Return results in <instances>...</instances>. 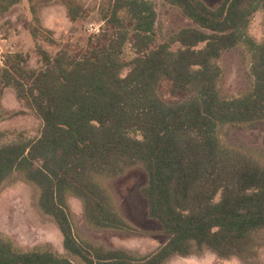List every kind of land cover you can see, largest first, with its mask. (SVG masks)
Instances as JSON below:
<instances>
[{"label": "trees", "instance_id": "1", "mask_svg": "<svg viewBox=\"0 0 264 264\" xmlns=\"http://www.w3.org/2000/svg\"><path fill=\"white\" fill-rule=\"evenodd\" d=\"M51 1L63 5L71 21L97 9L82 0H28L37 25V8ZM103 1L109 4L99 8L104 41L88 43L77 59L37 41L36 67L29 52L4 55L0 97L12 89L42 127L37 137L20 134L0 145V191L17 180L31 185L34 204L58 227L66 255L50 243L21 247L0 232V264H166L205 250L253 264L264 232V155L229 145L222 134L227 125L264 122V39L248 33L264 0H222L216 7L203 0H163L194 26L159 42L152 0ZM22 2L0 0V16ZM127 44L130 59L124 56ZM242 45L251 86L222 96L219 60ZM164 80L172 93L185 96L165 100ZM5 135L0 132V140ZM136 168L145 174L139 194L147 217L160 225L163 243L139 256L78 237L70 197L80 201L88 228L138 232L110 187Z\"/></svg>", "mask_w": 264, "mask_h": 264}, {"label": "rangeland", "instance_id": "2", "mask_svg": "<svg viewBox=\"0 0 264 264\" xmlns=\"http://www.w3.org/2000/svg\"><path fill=\"white\" fill-rule=\"evenodd\" d=\"M203 1L210 7H216L222 0ZM82 2L86 5L96 6L97 9L91 13L85 14L84 12V16L75 21L68 18L66 8L56 1L41 5L37 8L40 14V26L34 21L29 10L28 0L13 7L0 16V56H4L8 52H29L31 65L36 67L38 66L34 54L36 41L53 53L59 48L68 50L73 59H77L81 55L88 43L103 42L106 26L101 18L99 8L109 9V4L103 0H82ZM152 3L156 11L157 42L172 31L194 26L191 20L165 1L152 0ZM83 10H85L84 5ZM31 31L37 34L36 38L32 36ZM248 33L257 41L264 39V10L253 15ZM50 39H53L57 46L52 45ZM124 56L126 59L133 56L129 44L125 47ZM219 62L225 70L218 85L219 93L222 96L239 94L249 89L252 82L249 71V55L243 45L224 52ZM128 72L129 69H124L123 74ZM161 93L164 99L169 102L178 101L185 96L184 93H172V84L169 80L162 82ZM41 127L42 122L33 109L25 101L17 99L12 89H4L0 97V132H4L6 135L0 140V145L20 134L30 138L37 137L40 135ZM222 136L229 145L246 148L256 154L264 155V122H257L253 125H227ZM145 181L142 169L136 168L126 177L110 183L123 214L138 232L126 233L88 228L84 221L80 201L70 197V215L75 234L108 248H125L139 256L153 252L163 243L165 237L161 233L160 225L147 217L146 202L139 194V188ZM0 232L12 238L21 247L31 248L50 243L56 252L66 255L58 227L49 217L37 210L32 186L26 182L17 180L12 184H7L0 191ZM259 240L261 246L253 264H264V232L261 233ZM166 264L242 263L235 257L221 259L209 250H205L201 255H192L186 258L173 257Z\"/></svg>", "mask_w": 264, "mask_h": 264}, {"label": "built area", "instance_id": "3", "mask_svg": "<svg viewBox=\"0 0 264 264\" xmlns=\"http://www.w3.org/2000/svg\"><path fill=\"white\" fill-rule=\"evenodd\" d=\"M3 61H4V56L2 55V56H0V62L3 63Z\"/></svg>", "mask_w": 264, "mask_h": 264}, {"label": "crops", "instance_id": "4", "mask_svg": "<svg viewBox=\"0 0 264 264\" xmlns=\"http://www.w3.org/2000/svg\"><path fill=\"white\" fill-rule=\"evenodd\" d=\"M23 2H24V0H23ZM3 64V63H2Z\"/></svg>", "mask_w": 264, "mask_h": 264}]
</instances>
